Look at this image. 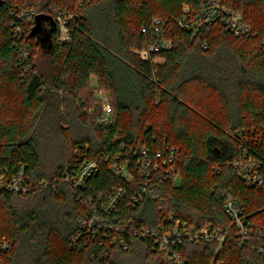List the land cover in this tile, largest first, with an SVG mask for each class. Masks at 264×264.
I'll return each mask as SVG.
<instances>
[{"label":"trees","instance_id":"1","mask_svg":"<svg viewBox=\"0 0 264 264\" xmlns=\"http://www.w3.org/2000/svg\"><path fill=\"white\" fill-rule=\"evenodd\" d=\"M220 1L254 34L235 36L221 19L194 34L184 30L177 23L184 7L195 14L201 0H0V173L24 170L31 185L27 193L0 190V240L12 243L1 253L4 264H167L148 240L128 234L124 249L110 242L111 232L80 234L86 200L118 185L129 193L108 217L115 223L155 227L173 214L199 227L228 225L229 193L263 214L264 193L247 186L231 163L246 148L264 176V0ZM30 9L51 15L56 26L46 21L50 28L34 33L36 17L22 14ZM58 16L68 18V42H58ZM155 19L165 23L172 46L144 59L139 51L148 47ZM18 26L25 27L21 38ZM38 49L46 63L37 60ZM95 90L109 97L110 123L100 121L104 104ZM142 148H175L179 178H156V198L148 194L134 205L136 185L110 167L134 166ZM84 156L100 170L76 191L62 176ZM216 250L214 242L185 241L182 248L187 264L215 257L264 264L231 235Z\"/></svg>","mask_w":264,"mask_h":264},{"label":"built area","instance_id":"2","mask_svg":"<svg viewBox=\"0 0 264 264\" xmlns=\"http://www.w3.org/2000/svg\"><path fill=\"white\" fill-rule=\"evenodd\" d=\"M23 17L29 20L36 17L38 13L33 9L25 11ZM74 16L70 15L69 18ZM60 36L58 42H68L69 30L67 27L68 18L58 16ZM221 19L227 31L235 36H250L253 33L251 25L245 21L239 12L234 11L222 4L220 0H201L199 12L193 14L189 6L184 7L183 14L177 20L178 25L191 33H196L202 26L210 25ZM25 27L16 28L17 38H21ZM145 31V28L143 29ZM172 41L166 36L165 23L160 19H155L153 36L147 48L139 51L144 59H149L154 52L169 49ZM29 55V49H22V58ZM158 61V59H155ZM112 106L110 103L104 104V115L100 118L103 123L112 121ZM178 153L175 148L166 152L158 151L151 154L146 148H142L135 153L134 166L129 162L114 164L110 167L112 173L125 178L129 184H135L132 203L135 205L139 200H143L148 194H154L156 178L169 179L176 183L179 178V169L176 164ZM231 166L236 169L239 178L249 187H256L264 193V176L262 174L261 161L246 148H242V156L233 161ZM215 168V167H214ZM100 170V164L93 159L82 157L78 166L71 172L67 169L62 176L64 181L71 183L76 191L85 187L88 181ZM43 182L41 186L46 185ZM6 189L16 193H27L31 190L30 180L25 175L24 170H20L10 177L0 173V190ZM129 193L128 188L118 185L113 188L108 196L103 193L96 194L86 200L89 215L87 218L79 219L81 228L80 234L88 232L93 235L103 231L104 237L111 236V243L117 241L124 249L128 248L127 235L139 237L151 242L152 248L164 255L167 264H187V259L182 252L185 241L216 243L217 254L224 249V243L229 238H233L241 247H251L264 256V212L248 211L241 204L238 198L229 193L225 196L223 210L229 218L228 225L206 224L197 226L189 223L173 214L164 216L155 227L136 224L131 220H119L112 222L108 217L117 209L119 204ZM155 198L156 196L153 195ZM80 236V235H79ZM12 243L6 237L0 240V264H4L1 256L2 252L10 250ZM211 264H224L222 260L213 258Z\"/></svg>","mask_w":264,"mask_h":264},{"label":"rangeland","instance_id":"3","mask_svg":"<svg viewBox=\"0 0 264 264\" xmlns=\"http://www.w3.org/2000/svg\"><path fill=\"white\" fill-rule=\"evenodd\" d=\"M45 54L46 53H43V51L41 49H38L37 60L40 62L46 63L48 61V59H47V56ZM158 61H162V59L158 58ZM91 84L93 87H96V78L95 77L91 78ZM1 93H3V92L0 90V94ZM95 94L97 95L98 98H100V100L103 102V104L110 103L109 97L107 96V94L104 91L95 90Z\"/></svg>","mask_w":264,"mask_h":264},{"label":"water","instance_id":"4","mask_svg":"<svg viewBox=\"0 0 264 264\" xmlns=\"http://www.w3.org/2000/svg\"><path fill=\"white\" fill-rule=\"evenodd\" d=\"M44 21H49L50 24L55 27L56 26V22L54 21L53 17L51 15H46V14H38L36 16V27L34 29V33L39 32L41 25Z\"/></svg>","mask_w":264,"mask_h":264},{"label":"flooded vegetation","instance_id":"5","mask_svg":"<svg viewBox=\"0 0 264 264\" xmlns=\"http://www.w3.org/2000/svg\"><path fill=\"white\" fill-rule=\"evenodd\" d=\"M41 27H42L43 29H47V28H50V25H49L46 21H44V22L42 23Z\"/></svg>","mask_w":264,"mask_h":264}]
</instances>
